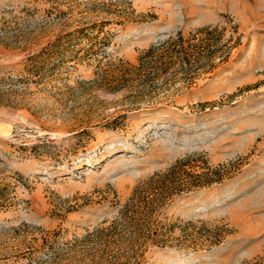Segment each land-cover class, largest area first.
Segmentation results:
<instances>
[{
  "label": "rangeland",
  "instance_id": "rangeland-1",
  "mask_svg": "<svg viewBox=\"0 0 264 264\" xmlns=\"http://www.w3.org/2000/svg\"><path fill=\"white\" fill-rule=\"evenodd\" d=\"M179 35L214 67L146 56ZM174 165L213 181L165 246L115 225ZM136 262L264 264V0H0V264Z\"/></svg>",
  "mask_w": 264,
  "mask_h": 264
},
{
  "label": "trees",
  "instance_id": "trees-1",
  "mask_svg": "<svg viewBox=\"0 0 264 264\" xmlns=\"http://www.w3.org/2000/svg\"><path fill=\"white\" fill-rule=\"evenodd\" d=\"M70 35L72 34H68L67 36L69 37ZM64 42L67 44L71 40L68 39V41ZM57 46L58 49L62 48V46ZM218 46V41L213 36L205 39L201 38L193 42L179 35L178 38L154 46L147 52L146 56L151 58V62L155 64L160 63L163 69L175 68L178 69L176 71L180 72L186 70L189 71L190 75L191 72H195L196 70H211L214 67L213 61L218 52H221L223 49V47H220V49ZM181 173L185 177H188V180H182ZM200 177V175H193L183 170L182 166L178 165H174L163 175L151 177L148 180L147 189L136 193V197L132 199V203L126 206V209L122 211L120 219L115 220L114 224L122 223L127 226L136 227L139 232H144L143 238L145 240L151 239L154 244L165 246L166 241L161 230L156 231L154 229L155 237H150L153 230L150 225V214L157 211L164 204H168L174 194L187 192L194 187L205 186L213 181L212 179H208V177H205L206 179L201 181ZM140 256H143L142 252ZM136 264H139V262H136Z\"/></svg>",
  "mask_w": 264,
  "mask_h": 264
}]
</instances>
